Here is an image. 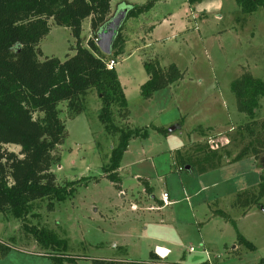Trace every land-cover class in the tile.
Returning <instances> with one entry per match:
<instances>
[{
	"label": "rangeland",
	"instance_id": "374dc122",
	"mask_svg": "<svg viewBox=\"0 0 264 264\" xmlns=\"http://www.w3.org/2000/svg\"><path fill=\"white\" fill-rule=\"evenodd\" d=\"M123 1L135 6L146 2ZM235 1L202 0L194 14L184 0L157 3V16L174 15L172 26L163 24L154 33L162 39L157 43L149 34L150 21L121 24L127 49H138L140 54L114 58L128 110L125 117L118 105L112 107L114 126L145 130L147 138L129 141L113 173L117 186L103 168L109 167L118 134L108 133L100 123L101 104L95 91L80 97L83 111L73 119L66 103H60L59 118L67 136L57 149L61 160L51 171L59 185L83 181L73 197L53 201L52 207L49 199L33 202L23 221L0 213V253L9 249L0 264H52L49 256L62 254L72 261L63 264H91L100 258L139 262L147 261L155 246L171 250L168 261L182 264H264V196L251 204L264 170V151L229 164L252 138L246 132L238 137L237 131L252 122L256 131L264 123V96L258 98V108L249 118L237 111L230 92V84L243 75L264 82V8L243 14ZM120 2L116 1L112 18ZM88 20L80 37L84 47L92 38ZM185 23L189 32L179 34ZM49 24V34L37 45L42 53L38 60L63 61L73 56L75 40L70 30ZM144 61L160 62L164 73L175 65L182 78L171 89L144 100L140 96L147 76ZM217 147L223 159L208 175H199L196 168L189 173L174 164L179 162L178 154L201 158ZM5 149L15 154L20 150L13 145ZM146 186L152 189L150 195ZM163 192L170 204L160 203ZM219 212L234 225L218 215L204 221L207 214ZM23 224L54 233L60 244L52 249L38 245ZM237 232L254 246L253 251L237 243Z\"/></svg>",
	"mask_w": 264,
	"mask_h": 264
},
{
	"label": "trees",
	"instance_id": "16d2710c",
	"mask_svg": "<svg viewBox=\"0 0 264 264\" xmlns=\"http://www.w3.org/2000/svg\"><path fill=\"white\" fill-rule=\"evenodd\" d=\"M112 1L0 0V213L8 212L23 221L29 215L33 202L49 199L48 206L52 207L53 201L61 202L73 197L76 187L83 181L80 179L59 185L51 171L61 160L57 149L67 136L65 126L59 118L60 103H66L68 117L73 119L83 111L80 97L90 89L95 91L101 104L98 114L100 123L108 133L118 134V144L111 152L109 167L103 168L105 176L116 185H119V180L113 173L119 168L129 141L147 138L145 130H124L114 126V105H118L122 115L128 117L126 99L117 73L114 68H107L108 61L123 54L121 28L112 43L109 56L102 54L96 45L98 31L110 16ZM155 1L148 0L142 5L127 7L125 20L149 12ZM186 2L191 7L202 0ZM236 5L243 14H251L258 7L264 8V0H236ZM86 19L90 22L92 38H89L84 47L80 37L82 22ZM50 21L70 30L75 40V54L66 56L63 61L54 57L38 60L42 53L37 45L49 34ZM143 68L148 75V80L140 87V96L144 100L182 78L175 65H170L167 73H164L157 61L144 62ZM230 92L235 97L237 111L253 118L258 108V98L264 96V82L250 75H243L230 84ZM252 125L253 122L237 131L238 137L246 132L252 138L229 164L248 156L256 158L264 151V123L258 125L259 130L256 131H253ZM155 130L167 135L165 130ZM9 145L19 147L18 154L7 151L5 146ZM209 149L201 158L195 154L185 158L178 154L176 160L179 162L174 164L184 168H196L199 174L212 171L220 166L218 160L223 157L218 152V147ZM139 181L146 185L143 180ZM145 192L150 195L152 189L146 186ZM263 196L264 170L257 196L253 197L251 204H257ZM216 215L234 225L226 214H213ZM23 227L44 248L52 249L57 243L60 244L54 233L25 224ZM236 238L239 245L247 250H254V246L238 232ZM8 251V248H4L0 258L5 257ZM62 255L49 256L52 264L72 262ZM91 264L182 263L163 261L154 252H150L147 261L93 260Z\"/></svg>",
	"mask_w": 264,
	"mask_h": 264
},
{
	"label": "crops",
	"instance_id": "0c3cea01",
	"mask_svg": "<svg viewBox=\"0 0 264 264\" xmlns=\"http://www.w3.org/2000/svg\"><path fill=\"white\" fill-rule=\"evenodd\" d=\"M116 1L117 0H113L112 2H111V5H110V16H109V18L111 19L112 17L111 16H113V11H114V5H115V3H116ZM148 0H146V2H147ZM185 1V5L187 6V9H188V11L191 13L192 12V14H194V12H195V10L200 6V5H202L201 3H199V4H196V5H194V6H188V4H187V2H186V0H184ZM157 3H168V0H156L155 1V4H154V6H153V8L149 11V12H147V13H144V14H142V15H140L139 17H137V18H130V19H127V21L125 22V24L128 22L129 24H131V25H135V24H138V23H140V22H148V21H150L151 23H150V25H152L151 26V29L149 30V34L150 35H152V38H154V43H157V40H159V41H161L162 39L161 38H159V37H155V35H154V33L156 32V31H158V29H159V27H161V25H163V24H167V25H170V26H172L173 25V23L171 24V21H172V18L174 17V15H173V13L172 12H167V13H165V14H163L162 12L161 13H159L158 14V16H157V14H156V7H157ZM235 3H236V1H235ZM122 5V6H121ZM130 6H135V5H132V4H130V3H127V2H125V1H123V0H121V2H120V4H118V6L116 7V12H118V10H120V9H122L123 7H130ZM237 6V5H236ZM237 8H238V6H237ZM201 9H202V7H201ZM239 9V8H238ZM200 10V9H199ZM196 14V13H195ZM199 13H197L196 15H198ZM200 14H202V16L201 17H206V15L203 13V12H200ZM154 17H157V18H154ZM107 19V21L108 20H110V19ZM153 20V21H152ZM201 20H203V19H201ZM85 21H87V19L86 20H84L83 22H82V25H83V23L85 22ZM89 21V20H88ZM125 21V20H124ZM188 21V20H187ZM156 23V24H155ZM158 23V24H157ZM89 24H90V22H89ZM187 25H189V24H187V23H185V24H182V26H181V28H180V31H181V33H179V34H185V33H187V32H189V31H187L186 32V26ZM190 28V27H189ZM91 32V31H90ZM192 32V31H191ZM222 32H225V30L223 31L222 30ZM123 40H124V49H123V54H122V56H128V57H130V56H134L135 54H140V52H139V50L138 49H134V48H132V49H130V50H128L127 49V42L128 41H126L124 38H123ZM125 51H126V53H125ZM115 61V60H114ZM144 62H146V61H144ZM143 62V63H144ZM159 66H160V62H159ZM162 66V65H161ZM160 66V67H161ZM114 67H116V66H114ZM114 70L116 71V69L114 68ZM116 73H117V76H118V72L116 71ZM147 75V74H146ZM119 79V78H118ZM148 80V75L146 76V79H145V82ZM144 82V83H145ZM167 88H169V89H171V86L170 87H167ZM166 89V88H165ZM158 92V91H157ZM157 92H155L153 95H152V97L151 98H153L154 97V95H157ZM125 96V95H124ZM151 98H149V99H151ZM148 100V99H147ZM239 163V162H238ZM237 165V163H235V164H232V165H224V166H222V169H224V168H227V166H236ZM221 169V168H220ZM193 170V169H192ZM188 172V171H187ZM191 172V169L189 170V173ZM198 173V172H197ZM210 172H208V173H204V174H199V175H203V176H205L206 174L208 175ZM246 189H248V188H246ZM246 189H241V191H244V190H246ZM164 193V192H163ZM166 193V192H165ZM187 199V198H186ZM160 203L161 204H170L169 203V196H168V202L167 203H163V201L161 200L160 201ZM137 208V207H136ZM207 217H205V219H204V221L206 220L207 221V219L206 218H212V217H214L213 216V213H210V215H206ZM154 248H161V249H163V250H165V254L164 255H159V254H157L156 252H155V255L159 258V259H161V260H163V261H167V262H170V261H168V258L170 257V255H171V250H169V249H167V248H165V247H159V246H155ZM97 260H117V259H103V258H100V259H97ZM182 260V259H181ZM170 263H180V262H176V261H174V262H170Z\"/></svg>",
	"mask_w": 264,
	"mask_h": 264
},
{
	"label": "water",
	"instance_id": "95a60500",
	"mask_svg": "<svg viewBox=\"0 0 264 264\" xmlns=\"http://www.w3.org/2000/svg\"><path fill=\"white\" fill-rule=\"evenodd\" d=\"M127 13V7H123L122 9L116 12L115 17L108 20L98 31L96 45L99 51L109 56L111 54V46L116 37V34L124 22ZM190 168L186 167L185 171H189ZM155 252L159 255L165 254V250L161 248H156Z\"/></svg>",
	"mask_w": 264,
	"mask_h": 264
},
{
	"label": "built area",
	"instance_id": "2783aa9c",
	"mask_svg": "<svg viewBox=\"0 0 264 264\" xmlns=\"http://www.w3.org/2000/svg\"><path fill=\"white\" fill-rule=\"evenodd\" d=\"M115 64H116V62L114 60H110L107 62V68L108 69L114 68ZM179 170H181V169L179 168ZM161 200L163 201V203H167L168 202V194L165 192L162 193ZM192 251H193V249L190 248L189 252H192Z\"/></svg>",
	"mask_w": 264,
	"mask_h": 264
},
{
	"label": "bare ground",
	"instance_id": "6f19581e",
	"mask_svg": "<svg viewBox=\"0 0 264 264\" xmlns=\"http://www.w3.org/2000/svg\"><path fill=\"white\" fill-rule=\"evenodd\" d=\"M164 255V254H163Z\"/></svg>",
	"mask_w": 264,
	"mask_h": 264
}]
</instances>
